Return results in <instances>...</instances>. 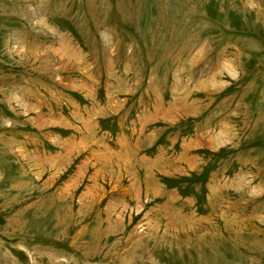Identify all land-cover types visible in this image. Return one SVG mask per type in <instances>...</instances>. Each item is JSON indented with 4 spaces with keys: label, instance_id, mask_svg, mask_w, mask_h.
<instances>
[{
    "label": "rangeland",
    "instance_id": "374dc122",
    "mask_svg": "<svg viewBox=\"0 0 264 264\" xmlns=\"http://www.w3.org/2000/svg\"><path fill=\"white\" fill-rule=\"evenodd\" d=\"M0 264H264V0H0Z\"/></svg>",
    "mask_w": 264,
    "mask_h": 264
}]
</instances>
